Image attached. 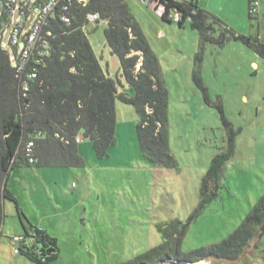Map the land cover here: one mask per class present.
<instances>
[{"label":"rangeland","instance_id":"obj_1","mask_svg":"<svg viewBox=\"0 0 264 264\" xmlns=\"http://www.w3.org/2000/svg\"><path fill=\"white\" fill-rule=\"evenodd\" d=\"M127 1L160 60L169 98V146L177 165L164 167L144 159L137 132L140 116L134 105L117 99L116 144L108 156H98L93 143L83 138L84 167H16L8 188L18 198L25 226H37L58 239L60 256L49 264L186 261L191 251L234 232L264 194V59L240 39L230 38L224 45L201 43L189 21L180 27L163 20L153 0ZM258 1L253 17L249 0L197 3L237 34L259 36L264 42V0ZM38 11L34 9L28 24ZM4 12L0 0V27L5 29L1 45L13 59L10 37L21 17L14 11L6 18ZM105 27L100 22L89 40L106 73L119 86L124 84L122 91L129 85L119 57L105 42L100 44ZM220 33L217 28L215 36ZM196 69L206 94L194 81ZM221 109L229 125L224 124ZM231 140L234 152L215 182L218 195L200 207L202 179L214 157L228 151ZM4 211L0 264H38L12 250L11 238L26 233L16 203L6 199ZM184 224L187 228L178 241L172 233ZM163 243L164 250L152 258L145 255ZM203 261L264 264V236L252 240L236 260Z\"/></svg>","mask_w":264,"mask_h":264},{"label":"trees","instance_id":"obj_2","mask_svg":"<svg viewBox=\"0 0 264 264\" xmlns=\"http://www.w3.org/2000/svg\"><path fill=\"white\" fill-rule=\"evenodd\" d=\"M161 1L166 5L163 20L172 22L169 13H180L182 20L178 24L184 27L190 16L191 27L199 31L201 43L210 41L224 45L230 38L240 39L264 59V42L259 36L237 34L219 17L198 6L197 0ZM255 1L258 0H249L251 17L257 13L253 12ZM90 12L99 13L101 20L106 22V44L119 57L120 71L129 88L134 89L133 95L120 91L118 81L110 77L100 63L89 33L84 30ZM68 14L71 23H65L59 17L51 21L54 37L50 55L40 66L39 76L28 96L22 95L11 55L2 48L0 41V236L6 199L16 203L18 215L25 226L18 198L8 188L11 171L20 165L86 166V160L79 151L80 142L76 141L78 136L90 140L98 156H108L110 148L116 144L117 99L134 105L140 116L137 132L144 159L153 165H177L169 146V98L160 60L129 2L88 0L86 5L74 3ZM217 28L221 30L219 36H215ZM201 60V53L198 52L196 61ZM193 78L206 94L208 89L200 69L194 70ZM221 113L224 124L229 125L223 109ZM30 141L34 142L35 163H30L26 154ZM233 152L231 140L228 151L212 160L202 179L200 207L218 195L219 186L215 182ZM25 228L26 233L20 234L22 239L16 243V254L38 264H49L59 258L56 237L37 226ZM186 228L187 224H184L172 235L179 241ZM263 236L264 194L234 232L220 242L191 251L186 261L195 263L211 258L236 260L250 247L252 240ZM11 239L13 246L14 237ZM164 245L152 248L145 255L152 258L154 253L164 250ZM50 249L55 251L50 252Z\"/></svg>","mask_w":264,"mask_h":264},{"label":"built area","instance_id":"obj_3","mask_svg":"<svg viewBox=\"0 0 264 264\" xmlns=\"http://www.w3.org/2000/svg\"><path fill=\"white\" fill-rule=\"evenodd\" d=\"M146 2L148 0H139ZM151 1V0H150ZM156 3V11L163 15L166 11V5L161 0H153ZM88 0H4L6 18L18 11L21 19L14 26L10 44L13 46L12 65L15 68L16 77L20 83V90L23 96H28L34 82L39 76L40 66L45 58L50 55L51 40L54 37V30L51 27L52 19L59 17L65 23H71L69 11L74 3L86 5ZM253 12L258 11L259 2H253ZM39 8L31 24L29 19L34 9ZM169 19L173 22H180L182 15L180 13H169ZM2 18L0 17V22ZM190 21L191 17H187ZM101 22L100 14L90 12L87 15V25L84 30L90 33ZM5 29L0 27V41L2 42ZM78 136L76 141H82ZM34 142L30 141L27 145L26 154L30 163H35L33 156ZM22 239V236H14L12 249L17 252L16 243Z\"/></svg>","mask_w":264,"mask_h":264},{"label":"water","instance_id":"obj_4","mask_svg":"<svg viewBox=\"0 0 264 264\" xmlns=\"http://www.w3.org/2000/svg\"><path fill=\"white\" fill-rule=\"evenodd\" d=\"M125 92H129L130 94H134L135 91L133 88H124ZM51 251H55V249H50V252ZM201 262V261H200ZM189 263H192V262H188V261H181V262H173V261H163L162 263L160 264H189Z\"/></svg>","mask_w":264,"mask_h":264},{"label":"crops","instance_id":"obj_5","mask_svg":"<svg viewBox=\"0 0 264 264\" xmlns=\"http://www.w3.org/2000/svg\"><path fill=\"white\" fill-rule=\"evenodd\" d=\"M103 22V21H102ZM104 24L106 25V23H105V21H104ZM99 26H100V24H99ZM105 29V28H104ZM103 33H104V31H103ZM104 35V34H103ZM105 42V45H107L106 44V41H105V37L103 36V41H102V39H100V44H103ZM109 74V73H108ZM110 76V75H109ZM119 90L121 91V89H120V86H119ZM83 143H82V141L79 143V151H80V153L82 154V145Z\"/></svg>","mask_w":264,"mask_h":264},{"label":"bare ground","instance_id":"obj_6","mask_svg":"<svg viewBox=\"0 0 264 264\" xmlns=\"http://www.w3.org/2000/svg\"><path fill=\"white\" fill-rule=\"evenodd\" d=\"M189 264H208L206 261H201V262H195V263H189Z\"/></svg>","mask_w":264,"mask_h":264},{"label":"clouds","instance_id":"obj_7","mask_svg":"<svg viewBox=\"0 0 264 264\" xmlns=\"http://www.w3.org/2000/svg\"><path fill=\"white\" fill-rule=\"evenodd\" d=\"M101 22H102V20H101ZM99 26V25H98ZM95 29V28H94ZM93 31V30H92Z\"/></svg>","mask_w":264,"mask_h":264}]
</instances>
